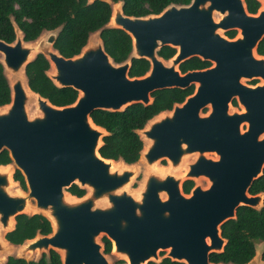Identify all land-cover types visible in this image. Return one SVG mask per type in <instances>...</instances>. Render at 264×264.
Masks as SVG:
<instances>
[{"label": "water", "instance_id": "95a60500", "mask_svg": "<svg viewBox=\"0 0 264 264\" xmlns=\"http://www.w3.org/2000/svg\"><path fill=\"white\" fill-rule=\"evenodd\" d=\"M94 1L110 4L109 0L89 2ZM213 12L221 15L217 23L212 21ZM109 27L130 37L132 57L148 62V74L128 78L129 61L114 64L100 41L65 59L52 49L55 36L50 35L46 43H37L36 53L27 60L30 47L18 31L13 43L0 40L4 72L23 73L25 65L41 54L54 69V76L48 75L53 84L78 94L72 105L62 108L34 94L38 115L28 119L20 81L8 84L10 106L0 113V152H7L27 194L11 196L7 192L9 173L0 174L3 239L13 227L10 222L25 214L32 200L38 213L48 210L55 222L49 221L51 233L36 236L23 254L53 250L61 264H108L95 243L102 233L128 264L157 262L158 250H167L164 258L183 264H213L208 256L224 246L219 226L234 219L238 207L257 209L263 199L261 194L248 195L247 190L264 167V61L253 58L264 37V7L250 15L242 0H191L187 6L172 5L156 16L133 18L123 16L119 5ZM218 29L237 30L239 37L227 40L216 33ZM164 46L175 50L170 66L156 55ZM192 57L213 65L180 74L178 65ZM256 77L262 81L260 86L239 83L241 78ZM194 84V92L181 105L150 121L138 135L151 141L144 154L147 164L166 159L176 167L191 153H196L195 161L181 178L169 174L162 179L146 177L140 200L132 199L124 187L133 172H107L105 159L97 153L104 133L88 126L90 113L118 112L131 104L145 106L154 91ZM234 97L244 112L228 115L227 104ZM207 106L210 112L199 117ZM241 123L247 124L243 133L239 132ZM205 153H214L217 160L205 158ZM198 177L209 181L208 188L194 187L188 197L182 194V182ZM71 185L87 187V197L63 203L62 191ZM160 193L164 200L158 198ZM99 198L108 206L92 209ZM246 264L257 262L252 258Z\"/></svg>", "mask_w": 264, "mask_h": 264}, {"label": "trees", "instance_id": "16d2710c", "mask_svg": "<svg viewBox=\"0 0 264 264\" xmlns=\"http://www.w3.org/2000/svg\"><path fill=\"white\" fill-rule=\"evenodd\" d=\"M119 3L123 16L144 18L159 15L169 6H187L191 0H109ZM245 11L254 15L258 8L257 0H242ZM112 9L110 4L88 0H0V40L11 44L15 40V31L20 33L24 43L34 42L42 33L57 30L52 49L61 57L68 59L77 56L87 44L90 35L97 34L104 53L114 64L129 61L128 78L144 76L149 64L144 59L131 56L132 43L130 37L120 29L108 26ZM225 37L232 39L235 31H228ZM175 54L171 47L160 48L156 55L167 61ZM255 54L264 56V37L255 48ZM209 62L192 57L177 67L180 74L188 71L204 70ZM48 61L36 54L28 62L23 75L28 90L46 100L51 106L62 108L72 105L78 94L68 87H57L49 79ZM191 85L185 89L170 88L154 91L150 94L148 105L131 104L118 112L94 110L90 113L91 123L104 131L101 144L97 149L100 158L125 165L135 164L144 148L138 135L146 124L155 116L169 112L174 105L181 104L193 93ZM10 102V89L0 64V107ZM234 103V102H233ZM10 159L6 151L0 152V166H8ZM12 180L25 191L21 174L15 170ZM193 182L185 180L181 184V193L187 195ZM66 192L75 198H81L85 190L71 185ZM247 194H261L263 199L257 209L240 206L235 210L234 219L227 220L219 226L220 237L224 246L219 253L208 256L213 264H246L255 254V245L263 243L260 261L264 264V167L260 176L253 180ZM51 233L49 220L39 213L20 214L14 217L13 227L4 234V240L12 246H20L36 236H47ZM102 252L109 254L110 242L102 237ZM2 264H61L60 256L53 250L41 253L36 260L7 256ZM146 264H183L167 258Z\"/></svg>", "mask_w": 264, "mask_h": 264}, {"label": "rangeland", "instance_id": "374dc122", "mask_svg": "<svg viewBox=\"0 0 264 264\" xmlns=\"http://www.w3.org/2000/svg\"><path fill=\"white\" fill-rule=\"evenodd\" d=\"M88 1H90V0H88ZM260 6H262V3H261V5L259 3V8H260ZM219 19H221V15L218 12H213L212 13V21L214 23H217ZM108 26H110V24H108ZM226 32H228V31H223V30H220V29H218L216 31V33L220 37L226 38L227 40H230V41L235 40L237 38V36H238V31L235 30V36L232 39H228L224 35ZM56 33H57V30H54V31H51V32H44V33H42L34 41V43L37 44V43L40 42V43H43L44 44V43H46V39H47L48 36H50V35L55 36ZM88 40H91L93 42L98 41L97 34L95 33V34L90 35L89 38H88ZM253 54L255 55V56L253 55V58L254 59H256V60L262 59L264 61V57L263 58H259L255 54V51H253ZM0 59H1V55H0ZM212 65L213 64L211 63L210 67H212ZM51 73H52V68L50 67L49 70H48V72H47V75H49ZM253 80H255L256 86L257 85H261V83H262V81H261L260 78H255V79H252V78H250V79H248V78H241L239 80V83L241 85H250ZM24 82H25V80H24ZM195 87H196V84H194V90H195ZM194 90H193V92H194ZM232 100H235V99H232ZM229 102L227 104V114L228 115H231V114H234V113H237L238 114V112L240 111V109L242 108V106L241 105L232 106ZM0 111H2L1 108H0ZM209 112H210V109H209V106H207V107H205V108H203L202 110L199 111V117H204ZM30 113L31 114L32 113L37 114V112L35 111V108L34 107L30 109ZM165 114H169V112L163 113L159 117H161V116H163ZM244 128H245L244 125L242 126L240 124V126H239V132L242 133L241 131L244 130ZM196 156H197L196 153H191V154L187 155L185 158L182 159V161H181L178 169L175 170L174 172H170V173L173 176H175V177L184 174L186 172L187 166L189 164H192L195 161ZM204 157L207 158V159L208 158L209 159H213L214 158V156L212 154H209V153L204 154ZM0 167L7 168V171L9 173V184L7 186V192L11 196H14L15 194L16 195H22V196L24 195L25 196L27 194V188H26V186H25V191H23V190H21L19 188L18 184L12 180V174L16 170V168L12 164V162H10V164L8 166H0ZM113 167L114 168H120V169H123V170H127V171L133 172V175H132L131 179L129 180L128 184L124 187V191L126 192L127 195H130L131 196L132 194L134 195L135 193L139 192V190L141 189V186H142V184L144 182V179H145V170H146L145 165L143 164L142 161H139V162H137L136 164H134L132 166H127V165L123 164L122 162H113ZM168 168L169 167H168V161L167 160H160V161H158L157 169H159L161 171L162 170L163 171H167ZM183 180L184 179H181V181H183ZM192 182H193V187L192 188L198 187L201 190H205L209 186V181L205 177H198L196 179H192ZM84 190H85L84 196H86L89 193V189L87 187H84ZM62 193H63V196L65 195L67 198L71 199L73 202H76L77 201V198H75L73 196H70L66 192V189H63ZM189 195H190V192H189V194H187L185 196L188 197ZM107 206H108V204L104 200H102V201L96 202L94 204V207H92V209H95V208L102 209V208H105ZM23 212L25 214L38 213V211L34 208V202L32 200H29L28 201V203H27L25 209L23 210ZM3 233H4L3 231H0V235L1 236L3 235ZM102 237H105L104 234H102V233L98 234L97 237L95 238V243L99 246V251L102 254V256L105 258V260L107 261V263L108 264H127L126 259H125L124 256H122L120 254H117V253H115L113 251V246H112V243L111 242H110V244H111L110 253L109 254H104L102 252V245H101V242H100V240H101ZM32 240H34V239H32ZM32 240L27 241V242H24L21 246H12V245H10L9 248L6 247V251L5 252H0V264H2L4 262V260H5V258L7 256L22 257L25 260H36V259H38L39 256H40V254L42 253L40 251L35 250L33 252L28 251V252H26L24 254L22 253V251L27 246V244H29ZM262 247H263V243H257L255 245V254H254L253 260L255 262H257V264H263L259 260V254H260V252L262 250ZM166 255H167V250H158L157 251V260L156 261L158 262L161 258H164Z\"/></svg>", "mask_w": 264, "mask_h": 264}, {"label": "bare ground", "instance_id": "6f19581e", "mask_svg": "<svg viewBox=\"0 0 264 264\" xmlns=\"http://www.w3.org/2000/svg\"><path fill=\"white\" fill-rule=\"evenodd\" d=\"M258 1H260L262 3V6H261L262 8L259 10V11H261L263 9V7H264V0H258ZM110 6H111V9H112V13H111V18H110L109 24L111 25L113 23V19H114L116 13H117V9L119 7V3H115V4L110 3ZM97 42L99 43V40L95 41V42H93L91 40H88L87 44L82 48V50L84 48L90 47L92 45H97L98 44ZM25 44L30 47V54L27 57V60H29L36 53L37 44H35L34 42L25 43ZM131 55H133V52L131 53ZM173 59H174V57L169 61L168 64L165 63L163 60H162V62H163V64L165 66H170ZM4 75H5L9 85L11 84V82H13L16 79L20 81L21 86H22V90H23V93H24V97H25V100H24L25 115H26V117L28 119H32V118L36 117L38 115L37 97L28 90V88L26 86V83L24 82L25 78H24V75H23L22 71L19 70L18 72L14 73V74H10V73L5 71ZM49 75L54 76V69L53 68H52V73L49 74ZM9 106H10V104L5 105L3 107H0L2 109V111H0V113L1 112H6L8 110V108H9ZM33 107L35 108V111L37 112V114H34V113L31 114L30 113V109L33 108ZM160 115L154 117L150 121L152 122V120L158 118ZM149 122L139 132L145 131L147 129V126H148ZM87 123H88V126L90 128L96 129L99 133H104V131L102 129H100V128L96 127V126H93V124H91L90 121H87ZM139 136H140V138H141V140H142V142L144 144V148H143V150H142V152L140 154V160L143 162V164L145 165V168H146V170H145V178L149 177V176H155L158 179H162L167 174L172 175L170 172H174L175 170H177L181 162L176 167H170V171H168V172H163V171L157 169V164H158V161H160V160H156V161H154L152 163H149V164L145 163L144 162V154L146 153V151L148 150L149 146L151 145V141L148 138H146L144 135L140 134ZM99 143H100V141H99V139H97V145ZM94 154H95L94 156H97L95 152H94ZM103 162H105L107 164V172L108 173H113V172H118L119 173V172L123 171V169L114 168L113 167V162L110 161V160H103ZM7 172H8L7 168L0 167V174H6ZM181 177H184V176H177V178H181ZM7 179L9 180V175L8 174H7ZM142 188H143V184H142L141 189L139 190V192L135 193L134 195L133 194L131 195L132 199H134L136 201L140 200V192H141ZM15 196H17V195L15 194ZM18 196H20V195H18ZM86 197L87 196H84V198H86ZM158 198L160 200H164L165 199V195L163 193H160V194H158ZM77 199H81V198H77ZM62 200H63V203H71L72 202V200L67 198L65 195L63 196ZM99 201H102V199L99 198L97 200V202H99ZM41 214L43 216H45L52 224L55 222L54 218L50 215V212L48 210L41 211ZM12 223L13 222L11 221L10 224L12 225ZM51 228H53L52 225H51ZM0 246L2 247V250L0 252H5L6 251V247H8V248L10 247V245L3 239V235L2 236L0 235Z\"/></svg>", "mask_w": 264, "mask_h": 264}, {"label": "flooded vegetation", "instance_id": "af4514ba", "mask_svg": "<svg viewBox=\"0 0 264 264\" xmlns=\"http://www.w3.org/2000/svg\"><path fill=\"white\" fill-rule=\"evenodd\" d=\"M258 1V0H257ZM259 3H260V5H261V2L260 1H258ZM260 8H261V6H260ZM260 8H258V10H257V12L260 10ZM239 37V32H238V36H237V38ZM255 56V55H254ZM258 56V55H257ZM174 57V56H173ZM172 57V58H173ZM259 58H263L264 56H258ZM172 58H170L169 60H167V61H164L165 63H169V61L172 59ZM211 65V64H210ZM210 67V66H209ZM208 67V68H209ZM256 78H258V77H256ZM252 79H255V78H252ZM262 84V83H261ZM251 85V86H250ZM250 85H244V86H247V87H250V88H254V87H256V82H255V80H253L252 82H251V84ZM257 86H260V85H257ZM194 87V86H193ZM194 90V89H193ZM232 99H235V100H232ZM231 100H230V104L232 105V106H237V105H240L239 104V102L237 101V98L236 97H234V98H232ZM234 102V103H233ZM180 105V104H179ZM244 112V110H243V108H241L240 109V111L238 112V114H241V113H243ZM163 113H166V112H163ZM163 113H161V114H163ZM160 115V114H159ZM158 116V115H157ZM156 117V116H155ZM147 125V124H146ZM241 125L243 126L244 125V130H242L241 132L243 133V132H245L246 131V129H247V124L246 123H241ZM259 138H261V137H259ZM205 154H207V153H205ZM209 154H212L213 156H214V158L213 159H210V160H217V156L214 154V153H209ZM209 159V158H208ZM162 160H166V159H162ZM139 161H141L140 160V158H139V160L137 161V162H139ZM113 162V161H112ZM136 162V163H137ZM135 163V164H136ZM134 165V164H133ZM127 166H132V165H127ZM168 170L167 171H163V172H168V171H170V167H171V165H170V163L168 162ZM187 170H188V168L186 169V172L184 173V174H182V175H180V176H185L186 175V173H187ZM190 181H192V180H190ZM192 189V188H191ZM189 194V193H188ZM82 198V197H81ZM52 229V228H51Z\"/></svg>", "mask_w": 264, "mask_h": 264}]
</instances>
